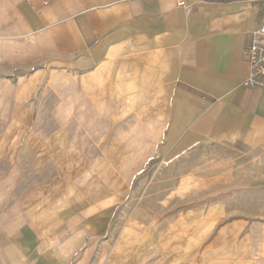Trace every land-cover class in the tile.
<instances>
[{"label": "crops", "instance_id": "0c3cea01", "mask_svg": "<svg viewBox=\"0 0 264 264\" xmlns=\"http://www.w3.org/2000/svg\"><path fill=\"white\" fill-rule=\"evenodd\" d=\"M262 27L264 0H0L21 45L0 70V264H264V88L243 53ZM201 146L245 183L130 221L111 250L133 175Z\"/></svg>", "mask_w": 264, "mask_h": 264}, {"label": "rangeland", "instance_id": "374dc122", "mask_svg": "<svg viewBox=\"0 0 264 264\" xmlns=\"http://www.w3.org/2000/svg\"><path fill=\"white\" fill-rule=\"evenodd\" d=\"M20 47L13 43L8 45L7 39L0 32L1 71H6L9 66L6 56H11ZM4 82L0 78V88L5 86ZM2 88L7 93L0 94V118L6 116V111L1 108L11 102L12 98L11 91ZM225 151L214 146H201L172 162H169L172 157L154 160L146 169L133 175L130 189L123 193L124 201L117 208V218L110 234L111 250L117 245L119 230L130 221H143L148 227L166 215L176 217L185 213H201V198L209 204L214 196L228 197L230 188L235 193V187L245 183V175L239 169L244 167V163L236 165V159L225 157ZM220 182L225 184L226 189L216 191L219 187L215 186ZM245 190L244 185L237 190L239 208L247 205Z\"/></svg>", "mask_w": 264, "mask_h": 264}, {"label": "built area", "instance_id": "2783aa9c", "mask_svg": "<svg viewBox=\"0 0 264 264\" xmlns=\"http://www.w3.org/2000/svg\"><path fill=\"white\" fill-rule=\"evenodd\" d=\"M179 4L184 5V1H180ZM243 53L250 64V74L245 84L250 87L264 88V27L252 33ZM179 156L178 154L168 161L172 162Z\"/></svg>", "mask_w": 264, "mask_h": 264}]
</instances>
